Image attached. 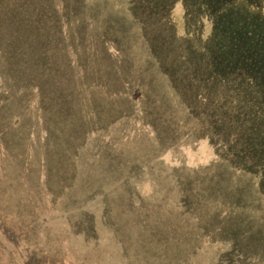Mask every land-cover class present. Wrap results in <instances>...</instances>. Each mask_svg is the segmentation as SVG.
Here are the masks:
<instances>
[{
	"label": "trees",
	"instance_id": "obj_1",
	"mask_svg": "<svg viewBox=\"0 0 264 264\" xmlns=\"http://www.w3.org/2000/svg\"><path fill=\"white\" fill-rule=\"evenodd\" d=\"M0 28L16 71L1 147L25 168L39 144L68 213L96 232L110 217L116 250L264 264V0H0Z\"/></svg>",
	"mask_w": 264,
	"mask_h": 264
},
{
	"label": "rangeland",
	"instance_id": "obj_2",
	"mask_svg": "<svg viewBox=\"0 0 264 264\" xmlns=\"http://www.w3.org/2000/svg\"><path fill=\"white\" fill-rule=\"evenodd\" d=\"M3 17L9 21L11 12L6 9ZM5 34H10L8 28H0V37ZM9 69L12 68L7 69L6 63L0 59V264H211L216 259L224 264H234L235 259L240 261L239 264L258 262L256 249L246 254L194 250L167 253L145 251L138 246L116 250L112 241L117 237L125 241V236H117V233L126 232L117 228L110 217H107L105 227L96 232L97 226L90 224L87 216L80 218L84 212L73 208L68 213L73 200L67 195L52 197L47 190L51 184L40 181L35 158L36 152H40L39 144L26 141L25 168L19 164L24 155L16 156L14 149L1 147L8 138L6 124L10 118L4 117L8 111L5 104L9 103L12 94L6 93V89L12 84L9 78L16 75V71L10 73V77L4 75L2 70ZM13 95L19 96L20 93L13 91ZM26 106L23 99L15 114H23ZM84 170L82 165V172ZM11 205L14 210L9 212ZM188 223L190 221L185 222ZM4 224L7 227L3 229ZM149 245L153 247V241ZM178 257H181L180 263Z\"/></svg>",
	"mask_w": 264,
	"mask_h": 264
}]
</instances>
